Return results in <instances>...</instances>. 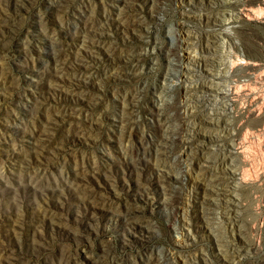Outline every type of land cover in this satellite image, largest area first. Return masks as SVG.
<instances>
[{
    "label": "rangeland",
    "instance_id": "1",
    "mask_svg": "<svg viewBox=\"0 0 264 264\" xmlns=\"http://www.w3.org/2000/svg\"><path fill=\"white\" fill-rule=\"evenodd\" d=\"M55 1L0 0V264H170L169 249L177 245L185 253L201 251L197 264H255L264 255V104L253 118L249 109L256 98L264 101V79L247 78V90L231 101V130L255 131L259 143H247L230 190L213 188L203 161L217 158L209 121L197 128L201 141L187 172L178 155L183 147L158 156L150 142L160 131L150 109L168 68L164 48L174 47L178 31L189 30L197 34L189 43L197 53L215 22L201 17L227 6L215 7L214 0ZM127 14L148 26L133 27ZM84 22L97 32L86 55L75 56L69 33ZM229 24L221 30L228 33L219 39L222 50L238 42L245 53H264V24L242 31ZM155 38L162 39L158 50L137 67L132 53ZM190 66L209 75L199 62ZM166 81L171 90L164 95L175 101L177 89L192 80ZM241 177L247 181L236 187ZM227 230L234 233V254L225 247Z\"/></svg>",
    "mask_w": 264,
    "mask_h": 264
},
{
    "label": "bare ground",
    "instance_id": "2",
    "mask_svg": "<svg viewBox=\"0 0 264 264\" xmlns=\"http://www.w3.org/2000/svg\"><path fill=\"white\" fill-rule=\"evenodd\" d=\"M135 1L137 2V0ZM214 1H215V7L217 5L227 6V7H223V8L221 7L222 10H219V13H218L219 15H212L213 13L211 15H208L210 12L204 15L202 12L203 14V16L201 17L202 19L208 22H212V21H215V22H214L213 29H211L210 31H208L206 34L203 35V44L199 45V49H197L198 50L197 53L189 49L190 40H192L193 37H197L196 33H192L189 30L188 31H178V33H176L175 35L176 43L174 47L168 46V47H165L163 50L165 59L168 63V68L164 72V74L161 76V79L159 80L160 82L158 83L157 88H155V91H154L155 99L153 103L154 107L150 109V114L152 116L151 118L155 117L158 119V122L160 125V131L157 134L151 136L150 142H151V145L154 151L157 153L158 156L168 153L175 144H179V148L183 147V149L180 151V154L178 155H180L181 165L183 164L182 169L185 172H187L190 169L189 163L192 162L193 157L196 155V152H197V144L195 145L194 143L201 141L198 138V136H196L197 128H199L200 124L203 123L204 121H209L212 124V127H211L212 131L209 133L208 138L211 141L216 142L213 152L217 158H214L216 160H212L208 156V157L203 158V161L207 166L210 167L209 174L211 176L209 177V179H211L212 183H214L213 188L219 192H222V191L226 192L230 190V183H231L230 179L240 178L239 174H241L242 172H241V167L239 166L240 164L242 165L241 163L243 160L242 155H244L243 152L247 150L246 149L247 143H252V142L255 143L258 141V140L256 141V136L258 133L256 132L257 134H255V131L247 130L246 132L240 133L239 130L242 129V126H240L239 129L231 130L232 126L230 127V125L234 121L232 120V116L234 115V110L232 108L233 105L231 106V103H233L231 101L236 98L237 93H239L241 90L247 87L245 81H247L249 77L252 79L259 78L258 80H260V78L264 79L263 78L264 53H261L262 51L259 52V50H257L259 53H256V52L248 53L247 51L248 49L246 50L247 53H245L242 45L239 44L238 42H234L233 44L234 45L233 47L236 50H234L233 48L232 49L233 51L232 50L224 51L219 47V44H220L219 39L220 37H222L223 31L221 30L223 28V25L225 24V20H229V22L231 23L229 24L228 28L235 27L237 31H242V28L244 26L253 27L251 25L256 22H261L262 24H264V0H214ZM69 2L70 0H56L55 1L57 6H64L68 4ZM76 3H78V1ZM125 20L128 22V24L136 28L142 25L148 26L146 19L138 15H135V14H127ZM183 22L184 21L181 19L177 21V23L179 24ZM69 25H70V22H69ZM8 26H11V25H8ZM205 27L206 26H204V28ZM100 28H101V25L98 27V29ZM77 32L78 33L76 34L75 33L72 34L71 32L69 33V37L74 39L73 46L71 47V52L75 56L79 54L86 55V52L92 46V41L97 31L92 26H88L86 22H84L81 24V27L77 30ZM223 33L225 34V36H227L228 34L227 32H223ZM146 39H149V38H146ZM161 40L162 39H160V41ZM160 41L157 38H155L151 41L150 47L147 46L148 48H146L145 50L140 49L132 53L134 60H136L135 63L137 67L139 63L143 61L144 55L146 53H151V52H155L156 50H158ZM56 47L57 46H55L54 48ZM240 53L245 56H241ZM156 60H154V62ZM194 61L199 62V65L202 64V66L205 67L209 75H202L200 73H197L196 70L191 69L190 63H193ZM251 67L252 69L256 68V70H258L259 73L253 74L254 72L253 73L249 72ZM256 70L255 72H257ZM170 76H174V77L183 76V77H186L192 80L190 84L180 86L177 89L176 93H177L178 98L175 101H169L168 100L169 98H167V95H164L165 92H168L171 90L170 84L166 81V79ZM256 99L257 100L254 103H252L253 105L251 106V109H249L251 110L250 116L252 118L255 115H257V112L260 111L261 107H263L262 104H264V101L259 100L258 98ZM172 106L178 109V114H173L169 111L168 108ZM259 117H260V113H259ZM246 119L247 121H250L248 117ZM262 121L264 122V119ZM242 122L244 123V120ZM247 124H249V122ZM260 125L262 126V123ZM255 126H256V123H255ZM263 126H264V123H263ZM262 131L264 132V129ZM263 138L264 136L262 137V139ZM260 144L262 143L260 142ZM260 150L262 149H259V151ZM177 158L179 157L177 156ZM217 159H219L220 161H223V163L219 165ZM238 164L239 166L237 167ZM174 170H176V168ZM166 173L168 174L170 178L176 176L172 173H168V172ZM189 177H190L189 178L190 180L191 178H193V175L190 174ZM206 178H208V176ZM244 181H247V180L244 177H241V181L240 180L238 181V183L236 184V187H238L239 185L245 184V183H242ZM224 237L226 240L225 247H226L227 252L234 254L236 252L235 250L236 247L234 246L235 237H234L233 231L227 230V232L224 233ZM182 249L183 248L181 247V245H177L173 247L172 249H169L170 250L169 256L171 259L170 264H197L196 259L200 256L201 251L199 252L197 250L195 251L190 250L188 253H185L184 251H182ZM255 264H264V255L261 258H259Z\"/></svg>",
    "mask_w": 264,
    "mask_h": 264
}]
</instances>
